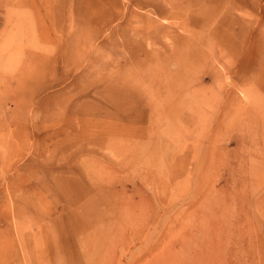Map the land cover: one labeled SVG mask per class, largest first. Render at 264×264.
Instances as JSON below:
<instances>
[{"label": "rangeland", "instance_id": "rangeland-1", "mask_svg": "<svg viewBox=\"0 0 264 264\" xmlns=\"http://www.w3.org/2000/svg\"><path fill=\"white\" fill-rule=\"evenodd\" d=\"M168 1L225 2L0 0L20 38L0 69V264H264V0L219 11L242 46L221 55L204 18L173 44ZM175 50L196 91L179 113L160 93Z\"/></svg>", "mask_w": 264, "mask_h": 264}, {"label": "bare ground", "instance_id": "bare-ground-1", "mask_svg": "<svg viewBox=\"0 0 264 264\" xmlns=\"http://www.w3.org/2000/svg\"><path fill=\"white\" fill-rule=\"evenodd\" d=\"M170 7H171V10H172V15H173V18L177 19V22L175 21V23H177V26L178 28L184 30L183 32H186L187 34L185 35H176L174 36L172 39H173V44H184V43H193L194 40H200V31H198L197 29H195L196 27H198V22L199 19H208L209 21L213 22L211 24V29L209 28L210 32H212L211 34L214 36V38L216 39V45L217 47H221V51L219 50V55L221 54H224L226 52H229V51H232V50H237V51H240L242 46H241V42H240V39L239 38H230L228 39L226 42L224 41H220L218 40L217 38V35H221L219 33V30L216 28L218 27L219 25H222L224 23V20H225V17L223 19H220L218 21H216V16L217 14H219V11L222 9V10H226L228 9V7L230 6H233V7H237L238 9H240L241 11V6H242V0H230V1H226L225 2H220V1H217L218 5L215 6V8L213 7V9H208V8H202L200 10H197V12H193L192 10H189V7L188 6H183L181 7V4L180 3H177V2H174V1H168ZM197 3V2H196ZM199 4V3H198ZM232 7V8H233ZM181 9V10H180ZM241 16V14H240ZM237 20V24L238 26L240 27L239 25V22H240V19H239V16L238 18H236ZM207 21V20H206ZM22 25V21L19 19V17L17 16V18L15 19V21L12 23V26L11 27H14L15 29H17L18 27H21ZM176 25V24H175ZM209 26V25H208ZM207 28V29H208ZM226 28L228 29L229 28V25L226 26ZM20 29V28H19ZM205 29V28H204ZM3 30H4V34H0V37L2 38V44H0V69H6L5 67L6 64L8 63V59H14L12 58V54H9V51L10 49H8L10 47V44L13 43L15 49L17 50L18 47H19V42H20V38H19V33H13L11 35V31H9L10 29L7 28L6 26L3 27ZM197 30V31H196ZM202 30V29H201ZM206 30V29H205ZM203 31V30H202ZM208 31V30H207ZM218 32V34H217ZM239 33H241V31H239ZM11 35V36H10ZM202 35V34H201ZM4 36V37H2ZM203 36V35H202ZM4 42H7V43H4ZM194 45L196 44V42L193 43ZM191 44V45H193ZM193 45V46H194ZM176 47V46H175ZM214 49V48H213ZM15 50V53L13 52V54H17L18 52H16ZM13 51V50H12ZM214 52V51H213ZM236 52V51H235ZM237 53V52H236ZM4 54H8V58L5 59V58H2L1 56L4 55ZM210 54V52H209ZM238 54V53H237ZM193 55L192 53L190 54V52H186V51H181V50H175V51H172V54H171V60L176 64V68L174 70V72L170 71L166 66H163L160 73L161 74V80L164 78L165 80V85L164 87L162 88V90L160 91V93H162L161 95L164 96V97H167L169 98L170 100V104L167 105L166 107H164L167 111L169 112H172V111H179L178 110V107L176 106L175 102L177 103L178 100L180 99V97L182 95H186V94H189V93H194L195 90H193V86H191V83L190 85L188 84V80L185 76V74H189L191 75L192 73V69H184L183 66H182V62H183V59L184 58H190V56ZM211 55V54H210ZM225 55H223L224 57ZM232 57V56H231ZM17 58V57H16ZM222 58V57H221ZM226 59V57H225ZM16 60V59H15ZM185 60V59H184ZM190 61L194 62L192 59H189ZM231 60V59H230ZM7 62V63H6ZM228 62V61H226ZM225 63V61H224ZM229 63V62H228ZM224 65H227V64H224ZM222 65L224 68L225 66ZM8 66H10V64L8 63ZM191 67H193L192 65H190ZM17 68V67H16ZM227 69V68H226ZM13 71V70H12ZM19 69L16 70L17 73H14L13 76H14V80H16V82L18 83L20 81V76L18 73ZM14 72V71H13ZM153 73V71H152ZM3 75V74H2ZM0 74V76H2ZM6 77V75L4 76ZM10 78V77H9ZM153 79L154 78H157V76H153L152 77ZM6 80V79H5ZM12 80V79H11ZM3 82V80L1 81ZM0 82V83H1ZM9 82V81H8ZM13 83V82H12ZM125 83V82H123ZM5 84V83H3ZM19 85V84H17ZM16 85V88L18 89L19 86ZM5 86H8L9 85H5ZM160 86V85H159ZM23 88V87H22ZM9 89V88H8ZM125 89V88H124ZM123 89V90H124ZM127 90V89H126ZM10 91V89H9ZM15 91V90H14ZM125 91V90H124ZM135 92V90L133 91ZM196 92V91H195ZM9 93V92H8ZM137 93H143V91H139ZM7 96V95H6ZM5 97V96H4ZM186 97V96H185ZM194 97V96H193ZM166 100V99H165ZM171 100H173V103L171 102ZM182 100V99H181ZM185 101V100H184ZM164 105V104H163ZM160 106V104L158 105ZM259 106L262 108V103L260 102L259 103ZM191 106H188L187 108H190ZM155 108V107H154ZM161 107H159L160 109ZM162 109V108H161ZM181 109V108H180ZM157 110V109H156ZM164 112V111H163ZM166 112V111H165ZM182 112V111H181ZM168 114V113H167ZM262 114H264V110H262ZM152 128V127H151ZM154 128V127H153ZM262 128V127H261ZM151 130V129H150ZM148 135V134H147ZM151 135V134H150ZM144 144H140L138 143L136 145V148L139 150V148H143L144 149ZM148 149V148H147ZM145 150V149H144ZM259 154V153H258ZM133 215V214H132ZM131 215H128L127 217H129ZM216 216V215H215ZM133 218V217H132ZM212 218V217H211ZM219 218V217H218ZM221 218V217H220ZM219 220V219H218ZM132 221V220H131ZM208 221H212V219H208ZM220 221V220H219ZM212 224V223H211ZM221 231V230H220ZM203 233V232H202ZM212 234V233H211ZM208 233V235H211ZM215 234V233H214ZM194 236V235H192ZM199 238V237H198ZM204 240V239H203ZM189 243V242H188ZM187 243V245H188ZM212 243V242H211ZM208 244V246L204 243H202V246H206V248L212 250V244ZM216 243V241H215ZM219 243V242H218ZM198 244V243H197ZM201 244V243H200ZM217 244V243H216ZM183 246V245H182ZM221 246V245H220ZM187 247V246H186ZM195 247H197L196 245H194V247H192L191 249H195ZM184 248V247H183ZM205 247H203V250H204ZM223 248V247H222ZM218 249V248H217ZM221 250V248H219ZM217 251V250H216ZM175 252V251H174ZM194 252V251H193ZM206 252V250H205ZM204 252V253H205ZM219 252V251H217ZM207 253V252H206ZM215 254V253H214ZM64 255V254H63ZM172 256V255H171ZM176 256V255H175ZM202 257V255H201ZM72 258V257H71ZM168 259V258H167ZM166 259V260H167ZM171 259V258H170ZM193 259V257H192ZM169 260V259H168ZM215 260V259H214ZM219 260V259H217ZM201 261V260H200ZM205 261V260H204ZM214 262H217V261H214ZM201 263V262H200ZM77 264V263H76ZM166 264V263H165ZM193 264V263H191ZM195 264V263H194ZM202 264V263H201ZM212 264V263H211Z\"/></svg>", "mask_w": 264, "mask_h": 264}]
</instances>
